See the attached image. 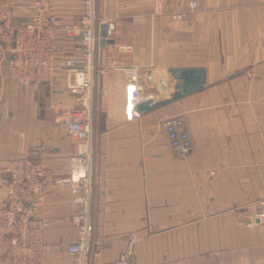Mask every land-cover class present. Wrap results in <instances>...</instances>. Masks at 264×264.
Instances as JSON below:
<instances>
[{
	"label": "crops",
	"instance_id": "obj_1",
	"mask_svg": "<svg viewBox=\"0 0 264 264\" xmlns=\"http://www.w3.org/2000/svg\"><path fill=\"white\" fill-rule=\"evenodd\" d=\"M17 1L13 21L31 19L35 0ZM43 1L60 18L61 58L79 54L81 36L63 26L80 19L84 0ZM191 1L96 0L114 42L99 45L97 59L91 264H110L131 241L138 264H264V221H251L264 198V0H197L192 9ZM11 55L0 46V165L23 154L44 164L32 211L46 222L44 264H73L66 247L80 232L66 178L79 143L67 133L66 109L76 96L66 72L20 81ZM120 64L134 66L142 94L155 99L175 90L172 66H204L206 84L133 116ZM176 114L193 141L184 156L165 129ZM5 197L0 186V207Z\"/></svg>",
	"mask_w": 264,
	"mask_h": 264
},
{
	"label": "built area",
	"instance_id": "obj_2",
	"mask_svg": "<svg viewBox=\"0 0 264 264\" xmlns=\"http://www.w3.org/2000/svg\"><path fill=\"white\" fill-rule=\"evenodd\" d=\"M17 0H0V46L12 53L9 66L13 76L34 85L52 80L58 73L66 72L69 91L76 96V103L66 109L68 135L79 143L78 151L70 157L73 202L76 210L72 222L79 228L80 236L67 244L73 264H91L96 255L93 249V204L96 187L94 170L93 136L95 131V88L98 72L100 25L96 0H84V10L77 22L63 26L67 35H80L79 54L61 58L63 45L57 41L56 30L60 18L54 8L43 0H35L36 13L31 19L15 23L13 17ZM198 6L197 0L190 8ZM179 13L178 16H182ZM107 34L113 24L107 22ZM131 77L129 105L133 116L140 114L137 105L152 97L141 92L139 73L132 65L120 64ZM146 86H152V71L145 72ZM155 99V98H154ZM165 129L176 154L184 156L193 146L192 137L183 115L176 114L165 120ZM45 166L28 154L14 158L11 165H0V186L6 188L5 202L0 207V258L1 264H44L46 243L45 221L35 219L32 211L46 184ZM37 196V198H36ZM264 221V198L251 221ZM121 252L110 264H138L132 246Z\"/></svg>",
	"mask_w": 264,
	"mask_h": 264
},
{
	"label": "water",
	"instance_id": "obj_3",
	"mask_svg": "<svg viewBox=\"0 0 264 264\" xmlns=\"http://www.w3.org/2000/svg\"><path fill=\"white\" fill-rule=\"evenodd\" d=\"M107 22L100 25L99 45L103 48L107 43L114 42V38L107 34ZM172 76L178 79L175 83V90L171 96L163 99L147 98L138 103L137 108L145 111L156 106L168 103L189 92L201 89L206 84V68L204 66H172L170 67Z\"/></svg>",
	"mask_w": 264,
	"mask_h": 264
}]
</instances>
